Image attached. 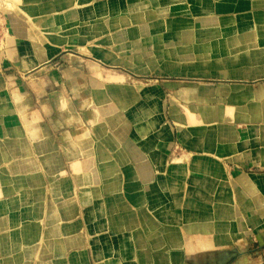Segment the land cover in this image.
Returning a JSON list of instances; mask_svg holds the SVG:
<instances>
[{
	"label": "crops",
	"instance_id": "0c3cea01",
	"mask_svg": "<svg viewBox=\"0 0 264 264\" xmlns=\"http://www.w3.org/2000/svg\"><path fill=\"white\" fill-rule=\"evenodd\" d=\"M258 239L264 0H0V264H224Z\"/></svg>",
	"mask_w": 264,
	"mask_h": 264
},
{
	"label": "rangeland",
	"instance_id": "374dc122",
	"mask_svg": "<svg viewBox=\"0 0 264 264\" xmlns=\"http://www.w3.org/2000/svg\"><path fill=\"white\" fill-rule=\"evenodd\" d=\"M246 246V251L230 252L233 256L224 264H264V240L247 242Z\"/></svg>",
	"mask_w": 264,
	"mask_h": 264
},
{
	"label": "bare ground",
	"instance_id": "6f19581e",
	"mask_svg": "<svg viewBox=\"0 0 264 264\" xmlns=\"http://www.w3.org/2000/svg\"><path fill=\"white\" fill-rule=\"evenodd\" d=\"M137 11V10H136ZM137 13V12H136ZM126 18V17H125ZM128 21V20H127ZM119 33V32H118ZM120 34V33H119ZM122 35V34H121ZM118 36H120V35H118ZM252 222H253V220H252ZM254 225V224H253Z\"/></svg>",
	"mask_w": 264,
	"mask_h": 264
}]
</instances>
